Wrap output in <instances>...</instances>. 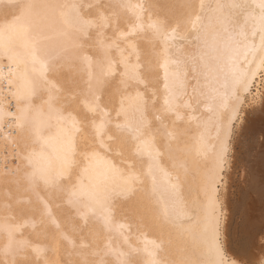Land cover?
Returning a JSON list of instances; mask_svg holds the SVG:
<instances>
[{"label":"snow or ice","instance_id":"snow-or-ice-1","mask_svg":"<svg viewBox=\"0 0 264 264\" xmlns=\"http://www.w3.org/2000/svg\"><path fill=\"white\" fill-rule=\"evenodd\" d=\"M206 7L203 0L43 5L0 0V56L17 64V81L9 84L16 88L18 139L13 143L19 162L5 169L7 187L0 199V253L11 256L10 264H41L44 249L26 235L29 226L45 234L53 228V239L66 241L80 257L70 264H170L158 258L163 238L151 249L112 246L110 234L144 227L150 208L169 221L211 206L209 227L218 234V194L235 117L221 122L217 116L215 143H203L198 130L207 121L197 114L205 96L200 77L213 72L219 55V50L206 51L208 29L217 37L223 33L226 46L243 57L233 73L237 112L244 102L239 91L246 92L256 76L252 65L264 68V0L218 4L221 15L208 24ZM174 41L185 45L177 51L193 81L190 93L174 92L167 82ZM160 67L165 68L162 88ZM3 116L0 108V120ZM53 144L60 145L55 164L38 166L45 147ZM193 153L197 168L191 173L181 157ZM157 173L172 180L171 207L160 208L154 200ZM102 234H109L103 250ZM124 239L127 243L129 237ZM101 251L115 260L89 259Z\"/></svg>","mask_w":264,"mask_h":264},{"label":"bare ground","instance_id":"bare-ground-1","mask_svg":"<svg viewBox=\"0 0 264 264\" xmlns=\"http://www.w3.org/2000/svg\"><path fill=\"white\" fill-rule=\"evenodd\" d=\"M29 2L43 5L71 2V0H29ZM132 2L136 3L139 0H132ZM176 2H179V0H159L161 4ZM199 2L200 0H197V3ZM231 2L232 0H203L206 6H210L205 9L204 23L214 22L221 15L216 5ZM244 2L254 4L257 0H244ZM252 10L249 9V11ZM37 11L42 12L44 10L38 8ZM227 11L225 9L224 13ZM255 11L258 13L259 10L255 9ZM221 37H217L211 28L208 29L206 51L211 55H216V50H219V55L218 59L213 61V72L208 76L202 75L200 77L205 96L197 114L203 113L207 123L198 130V133H203V143L210 147L215 143L217 116L220 117L221 122H226L229 116H234L233 126L235 121L242 120V123L237 122L241 123V125L238 124L239 136L245 137L246 134H250L253 143H247L248 152L242 155L243 153L240 150L231 145V137L229 139V151L224 169H228L235 164V168L240 166V175L244 177L240 180L239 189L235 190L233 195H230V192H227L221 183L223 189L219 190L218 202L222 215L218 234L214 233L213 229L209 227L210 223H214L211 206L198 209L191 218H173L174 222L173 220L165 221L163 218L158 217L155 211L150 208L144 227L121 230L123 234L121 232L110 234L113 248L127 250L128 244H131L140 249H151L154 244L159 243L160 239L163 238L165 245L163 251L159 252L158 258L168 261L170 264H209L213 259L222 260L226 264H240V260L244 261V259L250 263L259 264L264 259V98L258 103L256 102L251 109L240 105L237 112L233 111V73L243 63V57L240 53H234L226 46L227 37L223 33H221ZM173 45L170 49L167 66V82L174 92L187 91L190 93L193 81L190 75L185 76L188 68L185 65L184 58L177 51L185 46L184 42L174 41ZM258 63L259 60L257 59ZM252 68L256 70V76L254 79H250L246 92H249L253 82L258 80L261 71L256 65H252ZM157 71L162 88L165 83V68L160 67ZM9 80L17 81V64L7 57L0 56V108L4 113L3 119L0 120V199H3L7 187L2 179L5 169L12 170L19 162L14 155L15 147L13 143L18 139V129L15 127L18 105L16 98L12 95L16 88L14 84H9ZM244 93L243 90L238 93L242 100ZM253 112L254 114H252ZM233 134L231 133V136ZM189 142L194 143L193 141ZM59 148L60 145L58 144L46 146L43 155L37 159V165L45 167L49 162L55 164ZM36 150L38 153L40 152V144L36 145ZM181 159L186 160L191 173L196 171L197 161L194 153L187 157L182 156ZM199 166L203 167L202 162ZM189 178L191 180V176ZM115 180L118 181L119 178L117 177ZM156 182L158 190L154 197L155 202L160 208L166 205L171 207L169 199L171 178L162 173H157ZM85 183H88L87 178H85ZM188 200L190 204L191 197H188ZM56 215H60L58 210ZM54 231L53 228H49L47 234H45V230L42 228L33 230L29 226L26 229V235L31 236L33 243L44 249L43 254H41V264H43L44 259L53 262V264H70V262L79 260L80 257L75 254L71 245L66 241L53 239ZM108 235H101L99 241L101 250L108 242ZM125 236L129 237L127 243L124 239ZM46 237L52 238L50 242L45 240ZM53 249H56L59 254L56 256L44 254L46 250L52 251ZM0 259L3 262L2 264H10L11 256L5 257L0 253ZM89 259L112 261L115 260V257L105 256L101 251L100 255L90 256Z\"/></svg>","mask_w":264,"mask_h":264},{"label":"rangeland","instance_id":"rangeland-1","mask_svg":"<svg viewBox=\"0 0 264 264\" xmlns=\"http://www.w3.org/2000/svg\"><path fill=\"white\" fill-rule=\"evenodd\" d=\"M263 98H264V68H262L261 71L259 72L258 80L253 82L250 91L244 93V98H243L244 102H243L242 106L244 108L247 107V108L251 109L252 106H254L256 102L258 103ZM252 114H254V112ZM239 120L240 119H238V121L234 122L235 127L233 126V132H235V133L233 134V132H232L233 136H231V145H233V147L235 149L237 148L238 150H240L241 153H243L242 155H244V153L248 152L247 143H251L253 140H252L250 134H246L247 137L246 136L245 137L239 136V133H238L239 127L238 126L241 125V123H242V120H240V121ZM237 122H241V123H237ZM253 148H255V147H253ZM240 157H241V154H240ZM240 170H241L240 166H236V168H235V164H234V165H231V167H229L228 169H224V171H223L224 179H223L222 184L224 185V189L227 192H230V195H233L235 190H238L240 187V180H242L244 177V176L240 175V172H241ZM222 189L223 188L220 185V191ZM51 239H52L51 237L45 238V240L47 242H50ZM261 241H260V243H262ZM44 254H47V256L48 255H55L56 256L59 253L56 249H53L52 251L46 250L44 252ZM47 256H46V258H47ZM2 263L3 262L0 259V264H2ZM240 264H255V263H250L248 260L246 261V259H244V261L240 260Z\"/></svg>","mask_w":264,"mask_h":264}]
</instances>
